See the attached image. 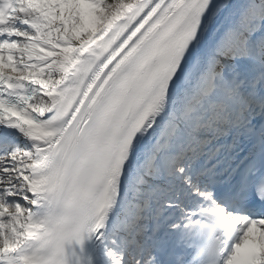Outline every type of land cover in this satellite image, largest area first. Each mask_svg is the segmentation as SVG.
<instances>
[{
  "label": "snow or ice",
  "instance_id": "1",
  "mask_svg": "<svg viewBox=\"0 0 264 264\" xmlns=\"http://www.w3.org/2000/svg\"><path fill=\"white\" fill-rule=\"evenodd\" d=\"M0 264H264V0H0Z\"/></svg>",
  "mask_w": 264,
  "mask_h": 264
}]
</instances>
